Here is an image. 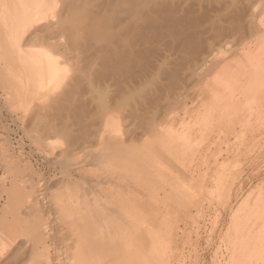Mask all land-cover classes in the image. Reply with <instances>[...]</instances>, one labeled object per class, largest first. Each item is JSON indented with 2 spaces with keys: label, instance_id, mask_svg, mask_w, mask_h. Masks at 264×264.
<instances>
[{
  "label": "rangeland",
  "instance_id": "obj_1",
  "mask_svg": "<svg viewBox=\"0 0 264 264\" xmlns=\"http://www.w3.org/2000/svg\"><path fill=\"white\" fill-rule=\"evenodd\" d=\"M57 1L59 4L54 13L49 17V20L56 23L59 19L61 21L64 18L65 20L67 19L66 23L68 27L72 28L78 23L76 27L80 24L81 28V23H85L88 18L86 16L90 15L89 8H86V5H89V3L78 2V4L76 3L77 5L74 4L75 8L73 7L72 10L68 6V10L66 5L64 7L62 0ZM116 1L118 0H114V2ZM35 5V0H0V264H88V262L83 263L84 261H81V258L79 259L78 257L79 245L77 244V240L81 237L80 230L86 229L87 232H90L92 213H82L83 221L79 225V223H72L73 220L69 212L78 210L77 207H71L76 204V194L82 196H78L79 206L84 208V210L87 209L88 190L89 194H91L89 188L101 194H104V189L105 191L109 190L110 194L106 193V196L109 195L112 198V203L125 205L129 210V212H126L128 220L125 214L115 211L119 217H126L125 225L121 226L120 224V222L124 221L123 219L118 222L111 215H108L107 224H105L104 231L108 242L106 241L104 246L109 248V251L107 250L108 254L105 252V255L110 259L115 258L112 264H229L230 260L228 262L227 257H230L231 242L236 238V232L232 230L235 216L239 215L241 216L240 218H243L248 213L249 208H252L264 199V128L254 123V127L250 125L252 128L248 126L242 129V127L236 126V133L233 134L235 138L232 135H228V137L230 136L228 140L231 139V142L225 141V143L221 141L224 137H227V133H222L219 138H215V133L202 132L197 135L199 142L203 145V157H200V159L193 158L195 153L194 149H192L190 155H193L187 157V160L176 162L172 165L166 164L167 166H163L157 162L145 160L142 156L148 153L150 149L152 151V147H149L148 144L153 139L156 131L169 127L165 124L166 120L173 118L177 124L187 117H191V108L199 100L193 104L189 103L188 109L184 106L185 102H188L190 98L189 92L191 89H196L197 87H190L191 89H189L188 94L182 95L184 98L173 95L167 101L165 100L164 102H167V107H169L166 113L165 110L164 112L161 110V114L159 111H154L157 114H151L152 112L150 113L149 111L152 117L146 113L144 117L140 115L141 119L138 117V114L136 116V112H133L135 113V117L142 121L136 119L131 124L129 120H132V117H134L132 115L134 114H131L132 112L129 111L132 117L130 118L126 115L130 107L126 108L124 104L126 101H129V103L132 101V99L128 98H133V104L138 102L134 99L140 100L141 98H137L140 95H137L138 93L136 92V98H134L133 94L135 92L131 93V95H125L127 94L125 93V97L123 95L124 98L120 96L119 102L114 104L115 99L113 98L114 100L112 101V98H109L113 92L103 91L104 85L97 82V86L99 84L103 85L101 86V93L103 92L104 95H101L100 91H97L100 90L99 87L95 86V83L92 86L94 81L90 77H86L85 79L83 77L85 73L82 74L77 71V74L73 72V70L75 71V64L74 67L72 66L74 69L70 68V63L72 62L71 64L73 65L76 60L77 63L79 62V67L83 62L82 54L79 56L80 60L75 59L74 62L73 58H69L70 56H68L70 50H68V53L66 52L67 55L65 54L68 58L64 59L66 56L62 57L65 48H61L60 45L62 46L61 42L64 40H62V35L57 34L56 31L54 34L50 31L47 32L49 33L48 35L45 33L48 37H43L44 33L39 34L38 37L32 39L34 41L31 40L30 42L28 40L31 39V35H33L31 33L33 32H27L24 40H28L23 45L21 51L17 49L18 46H16L15 40L22 36L17 26L34 9ZM73 13H76V15ZM59 15H62V18H59ZM77 18L79 21L82 19L85 21H81L80 23ZM68 22L72 25L74 24V26L69 25ZM54 37H57V40ZM56 41L60 43L59 46ZM59 49H63L64 51L62 50L63 52L59 53L61 52ZM30 52L38 53L39 56L53 55L55 53L53 57L58 59L60 63L61 67L59 66V68L63 71L61 78L64 79L63 82H66L65 84L69 81H67L68 77H65L66 75H71L70 77L74 78H78L77 76H79V79L83 77V80L85 79L84 82L81 80L84 85L81 83L83 87L85 86L84 88L82 87L85 90H82L84 94L80 93L81 96L78 95V97L80 99L83 96L84 98L81 101L84 100V103L89 101L92 96L95 98L98 95V97L101 96L100 100L98 97L95 100L90 99L94 103H100L99 106L101 107L97 103V107L92 102L88 104L90 108L95 105V108H91L94 111L100 108L99 112L97 111V115H99L95 116L88 112V114L90 113L91 116H94L91 117L93 121H90L89 115L86 116L87 113L83 115L86 117L82 116L84 121L88 122V125L87 122L84 125L87 129L91 128V131L92 127H89V125L92 124L91 126H93L95 124L98 126L99 117L101 120L99 124L100 128L99 126H94L92 133L89 132L90 130L87 131L90 136H98L99 134V138L95 137L96 139H93L92 137L93 140H91L89 134L86 132L87 129L83 134L84 125L82 126L83 130L79 126L76 128V125H82L84 121L80 122L78 119H74L73 112L69 114L66 110L67 113L63 112V110L59 113L60 109L59 111L57 109L53 110V112L58 111L54 114L59 113V115L57 114L59 117L66 116L61 118L59 125L58 120H56L58 117L54 119L56 115L49 113L52 109L48 112L49 108H47L49 114L44 113L45 109L42 113L43 115H40L44 116V120L46 119L45 123L46 121L50 123L48 120L51 121V124L57 121L55 122L58 125L57 127H63L64 125L65 129L69 124V127L76 128V131L70 129L72 133L68 132V128H66V130L68 129L67 133L64 129V132H60L61 128H59V132L56 131L55 135L53 130L56 125L53 124L55 126L53 130H51L53 126L50 124V127H52L50 130L53 133L47 132L49 126L45 129L47 131H45L43 129L45 128L44 121L41 120L43 123L39 122L40 124L37 122L40 120H37L38 116L41 117L38 115L40 110L35 112L37 119L34 121L36 117L34 114L35 110L29 112L30 105L26 104L23 96L27 82L28 85H31L35 89L40 78L36 65L31 61ZM77 53L69 55L75 56ZM68 60H70V63ZM83 64L79 67L82 68L86 65V68L82 69L83 72L90 70L87 64ZM26 71L28 72L27 74ZM69 71L71 72L68 74ZM22 73L26 74L32 82V84L29 83L26 78L25 88L22 80L23 76H20L23 75ZM86 76H90V74L88 73ZM74 78L70 79L73 81ZM70 82H68V85ZM86 82L90 86L88 90ZM163 82L166 83V81ZM89 88L92 89L91 93L89 92L91 90ZM90 94L93 95L90 97ZM26 95L28 96L27 91ZM58 96L56 98L60 100L62 95ZM164 96L166 98V94ZM185 96L187 97L186 100H184ZM118 97L116 96L117 101ZM182 98L185 102L181 100ZM179 99L181 101L177 105ZM111 101L114 105L111 104ZM121 101H124L122 106ZM171 101L177 102L175 103L176 105L174 102L171 104L172 106L169 105ZM104 106L105 110L102 111ZM109 106H111V109ZM124 110H127V112L124 113ZM188 110L189 113L187 112ZM170 111L171 113L168 114ZM32 113L34 117L30 116ZM64 113L65 115H62ZM51 114L55 116L53 117L54 121L50 118ZM122 114H124L123 117ZM125 115L129 117L128 120ZM67 116H70L72 120L74 119L72 122L76 121L78 123L75 122L76 124L73 123L74 126L73 124L71 125V119H66ZM109 116L117 121L115 128L109 127V120H107L111 119ZM154 117H160V119ZM62 121H65L64 123L66 124ZM89 121L92 123H89ZM137 121L139 125L135 124ZM139 121L141 122L139 123ZM143 121L146 122L143 125H146L148 122L149 128L141 124ZM154 123L156 124L155 126ZM137 125L139 128L143 127L139 129ZM150 125L154 127L152 126V128ZM124 126H126L125 129ZM135 127L139 130L135 129ZM126 128L128 129L126 130ZM118 129L121 130L119 131ZM144 129L147 131L142 132ZM129 131H135V133L133 132L134 134L132 135V132L129 133ZM41 132H44L43 134L47 133V136ZM63 133L72 136L68 135L65 137V135L62 136ZM241 134L244 135L242 136ZM51 136H53V139ZM115 136L123 138L122 141L121 139H116ZM129 136L132 138L130 139ZM133 136H140L141 138L134 137L138 139L135 141ZM68 138H71L70 141L74 142L72 144L69 143ZM233 145H235L233 147L234 150H232ZM139 146L141 148H138ZM211 153L215 154V156L211 155ZM208 158L211 160L209 159L208 161ZM172 170L176 174L179 173L180 175L178 176L181 180L190 185L192 192L187 194L188 196L178 191L175 192L174 175H171ZM123 189H127L126 193L131 191V196L120 197V193H117V190ZM113 190H116L114 194ZM166 197L170 199L167 201ZM94 215H96L94 217L98 221L102 220L101 214ZM82 218H77V221L79 222ZM78 225L79 228L76 227ZM82 246L89 248L85 249V252H88H86L87 255L92 254L93 251L90 250V244H83ZM96 254L100 256L101 252L97 251ZM100 257V264H108L103 254ZM229 257L228 259H230Z\"/></svg>",
  "mask_w": 264,
  "mask_h": 264
},
{
  "label": "bare ground",
  "instance_id": "obj_2",
  "mask_svg": "<svg viewBox=\"0 0 264 264\" xmlns=\"http://www.w3.org/2000/svg\"><path fill=\"white\" fill-rule=\"evenodd\" d=\"M62 1L61 2L64 3V7L65 5L67 8L69 6L71 10L74 7V4H78V2L89 3V5H86V8H89L91 12L88 10L90 15L87 14L89 16H86V18H88H84L86 19V21L84 20L85 23H81V21L84 22L83 19L79 21V19L77 18L78 21L82 24V27H84V30L82 29V27L80 28V24L78 25V27H76L78 23L76 24V26H74V24L72 25L68 22L69 25L74 26H71L72 28L68 27V24L66 23L67 19L65 20L64 18H62V15H59V18L61 17L62 20L64 19L63 21L65 23L62 20L60 21V19L56 23L49 20V17L54 13L57 5L59 4L57 0H49V2L48 0H35L36 5L34 6V9L30 13H28L21 21V23L17 26V29L21 31L22 35V38L20 37L15 40V44L16 46H18L17 49L19 51H21L23 45L28 40H24L25 34L27 32H33L31 33L33 34L31 35V39L28 40L29 42L32 39L38 37L39 34L41 35L42 33H44L45 35V33H47L48 31L53 32V34L57 32V34L62 35L63 39H61L64 40L63 42L60 41L62 46L59 42L58 44L56 41L58 46L60 45L61 48H65V51L63 49H59L61 50V52L59 53H62L64 51V55L61 54L63 55L62 57L67 55L68 50H70L69 54L71 55L78 52L77 54H75V56L73 55L74 57L68 54V56H70L69 58H73L72 60L74 62L75 59L80 60L79 56H81L82 54L83 62L81 63L80 61V63L83 64L85 62L83 65L87 64L90 68V70L88 71L90 72H83L82 69L86 68V65L85 67L79 68L81 64L78 67L79 62L77 63V60L75 61L76 63H73V65L71 64L72 62H69L71 59L68 60L71 67L68 65L67 66L73 68L75 64L76 67L75 71L73 70L74 68L72 69L73 72L77 73L78 71L82 74L85 73L84 76L82 74L81 75L85 79L86 77H90V79L94 81L93 82L92 80H90L93 82L92 86H94V83L95 86H97L98 82L104 85L105 88L103 91L106 90L109 91V93H115V95L112 94L111 96L110 94H108V92H106L109 96H111L109 98H112V101L115 99L113 102L114 104L119 102V100L121 99L120 96L124 98L125 95H131V93L133 92H135V94H133L134 98H136V92L138 93L137 95H140L137 98L141 99H134L138 101H135L136 103L134 104L132 102L133 98H128L132 99L130 103L133 105H131L129 101H126L125 104L130 106L125 105L123 103L124 101H121V106L124 104L126 108L130 107V110H128V112L127 110H124L125 112L122 111L124 113L127 112L128 114L126 113V115H128L130 118L132 116L135 117V113L133 112H136V116L137 114L139 115L138 117H140V115L144 117L146 113L150 115L149 111L150 113L152 112L151 114H157V111H159L161 114V110L162 112H164L165 110L166 113V111L169 110V107H167V102H164L165 100L167 101V99H169L171 96L173 97V95H176L177 97V95L182 96L186 93L188 94V92L190 91L189 89H191L190 87H197L196 89H191V91L189 92L190 98L188 102L184 101L187 99L186 96L184 100V96H182L183 98L181 99L183 100V102H185V108L189 106V103L193 104L197 100H199L198 102H196L197 104L191 108V117H187L177 124L173 118L166 120L167 122H165V124L169 127L163 130L158 129L156 131L153 139L148 144L149 147H152V151L150 149L149 152L147 151L148 153H145L142 156L145 160L148 159L149 162L154 161L162 164L163 166H167L166 164L172 165L176 162L187 160V157L193 155H190V151L192 149H194L195 153L193 158L200 159V157H203V145L199 142L197 135L202 132H207L210 134L215 133V138H219L222 133H227V137H224L225 140L223 139L224 141H221L225 143V141L231 142V139L228 140V138L236 133V126H240L239 128L242 127L243 129V127L247 128L248 126L250 127V125L254 127V124H259L260 126H262V128H264V0H118L116 2H114V0ZM56 13L58 14L57 11ZM76 13L73 14L76 15ZM86 13L88 12L86 11ZM77 16L80 17L79 15ZM48 34L49 33H47V35ZM44 35L42 36H47ZM57 37L54 38L57 40ZM58 39L60 38L58 37ZM54 54L55 53H53V55ZM53 55L48 54L46 56H39L38 53L30 52L31 61H33V64L36 65L37 70L40 73V78L38 79V83L35 89L32 88L31 85H28L27 79L29 83L32 84V82L26 75L28 73L27 71L26 74L22 73L23 75H20L23 76L22 80L24 83V88L26 87L27 82V87L24 89L25 91H23V96L25 98L26 104L30 105L29 112H33L35 110V114V112L40 110L41 113L38 112V115H40L46 109L44 113L54 114L60 109L61 111H59V113H61L62 110L65 113H67L66 111H68L69 114L73 112L74 119H78L80 122H82V120L84 121L83 117H86L88 115V118L90 117V121H93V118L91 120V117L94 116H91L90 113L98 116L99 114L97 115V111L100 108H97V110L95 109V111L94 109L92 110L91 108L94 107L97 102L94 103V101L92 102L90 101V99L95 100L99 95L96 96V94L95 98L94 96L91 97V95L93 94H90V102L87 101L88 99L86 100V103L83 102L84 100L81 101V99H83L84 97L82 96V98L80 97L79 99L78 95H80V93H82V95L84 94L83 91L85 89L83 90V88L85 86L83 87L82 83L85 79L83 80L82 77V82V80L79 79V76H77L78 73L76 74L78 78L70 77L71 75H66L65 77H68V79L66 78L67 81L69 80L71 82L69 83V85V81L67 82V84H65L66 82H63L64 79L61 78L63 71L59 68L60 63L58 59L53 57ZM68 56L64 57V59L68 58ZM70 72L71 71H69L68 74ZM88 73L90 74V76H86V74ZM70 78H74L73 81ZM163 81H166V83H164ZM86 83L88 85V82ZM99 85L97 87H99L100 90L97 91H100L101 93V86L103 85ZM88 87L90 86H87V90ZM26 91L28 96L26 95ZM91 91L92 89L89 92L91 93ZM102 94L103 92L101 93V95ZM164 94H166V98H164ZM58 95H62V97ZM57 96L61 99L59 98L60 100H58V98H56ZM116 96H119L118 101L116 99ZM75 97L77 98L75 99ZM100 97H98L99 100ZM181 100L179 99L178 103L174 102L175 100L171 101L169 105H171L173 102L174 104L177 103L178 105L179 101ZM112 101L111 104L114 105ZM91 102L95 105H91L92 107L90 108L88 104H91ZM97 105L99 106L100 103H97ZM111 106H109V108ZM47 108H49L48 112L51 109L52 111L48 113ZM56 109L58 111L53 112V110ZM104 110L105 106L102 108V111ZM129 111H131V114L134 115L130 116L131 114L129 113ZM88 112L90 113L88 114ZM187 112L189 113V110ZM59 113L54 114L56 115V117L53 114L50 115L52 121H54L53 117H55L54 119H56L57 117L59 118L56 119L58 120V125L59 121H61V118L66 117H59ZM65 113L62 115H65ZM86 113L87 115L83 116ZM170 113L171 111L168 114ZM34 114L32 113V115L30 116L34 117ZM42 115L40 116L42 117ZM123 115L124 114H122V117ZM41 117L38 116L37 119L36 116L34 118V121L35 119H40L39 121H36L39 123L42 122L41 120H43L45 123L46 119H43L44 116L42 118ZM129 117L126 116L127 120L129 119ZM134 117H132L133 121L129 120L131 121V124L137 119L136 117L135 119H133ZM69 118L71 119L70 116H67L66 119ZM140 118L142 119V117ZM154 118L160 119V117ZM74 119H71V125L76 122H72L74 121ZM141 119L138 118L137 120ZM98 120L100 124L101 120L99 119V117ZM107 120H109V127L115 128L117 126V121L115 119L111 118ZM48 121L50 123H47L46 121L47 124L45 123V128L43 129L45 130L49 126V128L47 129L48 131H45L53 133L51 130L54 129L55 126L53 125H56L57 123L55 122L57 121H55L54 123L52 122L53 125L51 124L50 120ZM90 121L89 123H92ZM141 121H139V123ZM62 122L64 123L65 121ZM85 122L87 121H84L82 125H76V128L77 126L82 128ZM144 123L146 122L143 121V123L141 124L143 125ZM50 124L53 126V128L50 127ZM135 124H138V121ZM151 124L153 123L151 122ZM58 125H56L55 127L56 130H53L55 135L57 132L63 131L65 127L64 125L63 127H57ZM68 125L66 127L69 129L68 132L71 131L70 129H72V131H76V128H71ZM91 125H89V127H92L93 131L94 126L97 125ZM121 125L123 124L121 123ZM138 125L137 127L139 128ZM146 125L143 126L149 128L148 122ZM155 125L156 124L154 123V126ZM152 126L153 125H150V127ZM125 127L126 126H124V129ZM59 128H61V130H59ZM66 128L64 130L67 133L68 129L66 130ZM138 128L135 127V129ZM86 129L87 127L84 125L83 134ZM90 129L91 128L87 129L86 132ZM127 129L128 128H126V130ZM92 131L90 130L89 132L92 133ZM145 131L147 130H142V132ZM89 132L87 133L89 134ZM131 132L132 135L135 133V131H129V133ZM41 133L43 134L44 132ZM96 133L98 134V132ZM46 134L43 135L47 136ZM64 135L65 133H63L62 136ZM68 135L69 134H66L65 137ZM228 135L230 136L228 137ZM241 135L243 136L244 134ZM52 137L53 136H51V138ZM92 137L93 139L95 137L99 138V134L98 136H90L91 140H93ZM104 137L106 138V136ZM111 137H113V135H111ZM118 137H116V139H121ZM134 137L135 136H133V138ZM139 137L140 136H138L137 138ZM129 138L131 139L132 137L129 136ZM70 139L68 140V142L70 141ZM113 140L115 139L113 138ZM136 140L138 139H135V141ZM72 142L74 141L71 140L69 143L72 144ZM233 147H235V145L232 146V150H234ZM138 148H141V146H139ZM212 153L211 155L215 156V154ZM117 154L119 153L117 152ZM210 158H208V161ZM171 175H174L173 178L175 180V192L178 191L179 193H184L185 195L192 192L190 185H188L185 181L183 182V180H181V178L178 176L180 175L179 173L176 174L172 170ZM169 199H167V201ZM69 214L75 223H79V225L82 223V213L74 211L69 212ZM94 216H91L90 232H87L86 229L80 230L81 237L77 240V244L79 245L78 257L79 259L81 258V261H84L83 263L88 262V264H100V256H102L103 254V257H105L106 259L105 252L107 253V248L104 246L108 239L104 231L105 224H107V219L98 221V219L96 218V220ZM79 217H81L82 219L78 222L77 218ZM240 217L241 216L239 215L235 216L232 224V230L236 232V238L231 242L230 251L228 249V251L230 252V257H228L230 259H228L227 257V260L228 262L230 260L229 264H263L264 199L255 204L252 208H249L248 213L245 214L243 218ZM85 243L88 245L90 244V250L93 251H91V255H87L88 252H85V249L87 250L88 248L87 246H82L83 244L86 245ZM97 251L101 252L100 256L96 254Z\"/></svg>",
  "mask_w": 264,
  "mask_h": 264
},
{
  "label": "crops",
  "instance_id": "obj_3",
  "mask_svg": "<svg viewBox=\"0 0 264 264\" xmlns=\"http://www.w3.org/2000/svg\"><path fill=\"white\" fill-rule=\"evenodd\" d=\"M92 182H95V181H92ZM91 186L94 187V185L91 184ZM90 189V193L89 194V190L87 192V202H86V206H87V209L84 210V208H81L79 206V197H82V196H79L78 194L75 195V200H76V204L75 205H72L71 207L72 208H76L77 207V212L79 213H92V216H94V214H101V219L104 220V219H107L108 218V215H111L113 217L116 218V220L118 222L122 221V219L124 220L123 222H120L121 226L125 225V220H126V217L125 216H121L119 217L115 211L117 212H121L122 214H125L127 216V213L126 212H129V210L125 207V205H116L114 203H112L113 201H111L112 198H110V196H106V193L107 194H110L109 190L105 191L104 189V194H101L100 192H96L94 191V189L92 188H89ZM127 190V189H126ZM125 189L123 190H117V193H120V197H130L131 196V191H128V193H126ZM114 191L116 190H113V194L115 193ZM101 195V196H100ZM79 196V197H78ZM128 216H127V220H128ZM72 223H75L74 221ZM77 228H79V225L76 226ZM109 248H107L108 250ZM109 251V250H108ZM108 254V253H107ZM105 258V257H104ZM107 263L108 264H112L113 261L115 260V258L113 259H110V258H107Z\"/></svg>",
  "mask_w": 264,
  "mask_h": 264
}]
</instances>
